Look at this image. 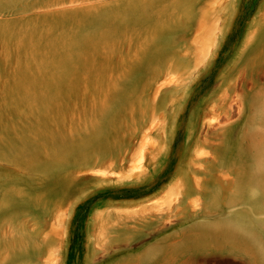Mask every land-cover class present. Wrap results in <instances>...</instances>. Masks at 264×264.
Masks as SVG:
<instances>
[{"label": "rangeland", "instance_id": "374dc122", "mask_svg": "<svg viewBox=\"0 0 264 264\" xmlns=\"http://www.w3.org/2000/svg\"><path fill=\"white\" fill-rule=\"evenodd\" d=\"M0 264H264V0H0Z\"/></svg>", "mask_w": 264, "mask_h": 264}, {"label": "bare ground", "instance_id": "6f19581e", "mask_svg": "<svg viewBox=\"0 0 264 264\" xmlns=\"http://www.w3.org/2000/svg\"><path fill=\"white\" fill-rule=\"evenodd\" d=\"M172 67H173V65L171 66V68H172ZM157 73H158V72H157ZM159 73H160V72H159ZM159 73L157 74L158 77L161 75V73H160V74H159ZM157 75H156V73H155V77H156ZM155 77H154V78H155ZM155 79H158V78L156 77ZM155 79H154V80H155ZM156 81H157V80H156ZM156 81H155L154 83H156ZM154 83H153V84H154ZM163 84H164V83H163ZM163 84L160 85V86L162 87ZM181 85H182V84H180V86H181ZM165 86H166V85H165ZM180 86H179V87H180ZM157 87H158V86H157ZM163 87H164V86H163ZM179 87L176 85V86H175V89L178 90ZM158 88H159V87H158ZM159 90H160V89H159ZM160 92H161V91H160ZM156 93H157V91H156ZM155 95H156V94H155ZM222 107L224 108L225 113H226L227 115H229V114H230V111H231V104H230V106L227 105V107H226V106L224 105V106H222ZM209 164H210V163H209ZM206 165H207V164H206ZM199 166H200V165H199ZM207 170H208V169H206V171H207ZM210 173H211V172H210ZM218 176L220 177V175H218ZM225 178H226V177H225ZM211 179H215V178H211ZM219 179H223V177H222V178L220 177ZM200 181H201V180H200ZM198 183H199V182H198ZM199 184H201V183H199ZM197 188H198V187H197Z\"/></svg>", "mask_w": 264, "mask_h": 264}]
</instances>
